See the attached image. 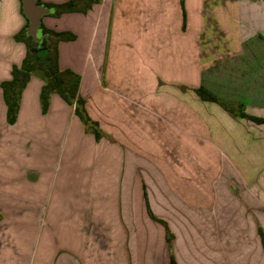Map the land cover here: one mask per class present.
I'll return each instance as SVG.
<instances>
[{"label": "crops", "instance_id": "1", "mask_svg": "<svg viewBox=\"0 0 264 264\" xmlns=\"http://www.w3.org/2000/svg\"><path fill=\"white\" fill-rule=\"evenodd\" d=\"M49 9L42 26L74 36L57 64L99 136L57 94L42 113L33 74L10 125L0 89V264H264V125L194 92L264 118V0ZM0 14L1 83L26 19L20 0Z\"/></svg>", "mask_w": 264, "mask_h": 264}, {"label": "trees", "instance_id": "2", "mask_svg": "<svg viewBox=\"0 0 264 264\" xmlns=\"http://www.w3.org/2000/svg\"><path fill=\"white\" fill-rule=\"evenodd\" d=\"M100 0H70L61 5H42L36 0L37 5L44 8H55L54 16H59L63 13L78 12L80 4L89 5L97 3ZM182 4V0H180ZM22 11V10H21ZM184 18V14H183ZM26 25L14 36L16 42L24 43L26 47L25 56L20 66H13L10 71V79L0 83L2 97L6 106V122L13 124L16 120L20 95L28 82L30 76L36 75L43 81V86L40 91V107L41 112L45 113L48 107V101L51 94H57L64 102L73 107L74 114L80 119L84 126L88 127L94 136L98 138L99 131L96 123L89 120L84 110V100L78 97L77 89L79 78L72 72L65 70L61 71L57 64V45L61 41H71L74 36L68 32H53L44 28L39 22L40 42L32 41L31 37L26 34ZM195 94L203 101L217 104L226 113L238 119H246L255 124L264 125V118L249 116L243 112H236L231 107L219 102L211 93L203 88L194 90ZM261 235V234H260ZM168 243L170 237H167ZM261 243L264 252V239L261 236ZM170 264H175L172 260Z\"/></svg>", "mask_w": 264, "mask_h": 264}, {"label": "water", "instance_id": "3", "mask_svg": "<svg viewBox=\"0 0 264 264\" xmlns=\"http://www.w3.org/2000/svg\"><path fill=\"white\" fill-rule=\"evenodd\" d=\"M20 3L22 14L28 23L25 28L26 34L31 37L32 41L39 43L41 37L39 22L41 18L49 14L51 10L37 5L36 0H20Z\"/></svg>", "mask_w": 264, "mask_h": 264}, {"label": "rangeland", "instance_id": "4", "mask_svg": "<svg viewBox=\"0 0 264 264\" xmlns=\"http://www.w3.org/2000/svg\"><path fill=\"white\" fill-rule=\"evenodd\" d=\"M4 20H5V17H4V15L2 14H0V27H2L3 26V22H4ZM8 23H10V22H8ZM38 38H39V36H38ZM40 39H41V37H40ZM216 68L219 70H221V68H222V66L221 65H217L216 64ZM215 80L214 79H212V81H215V82H217V81H219V82H221V79H222V76L220 75V74H215ZM205 77H207L206 75H205ZM206 80H207V78H206ZM230 107V106H229ZM232 108V107H231ZM232 109H234V108H232ZM264 138V137H263ZM164 226V225H163ZM169 237H170V235H169Z\"/></svg>", "mask_w": 264, "mask_h": 264}]
</instances>
